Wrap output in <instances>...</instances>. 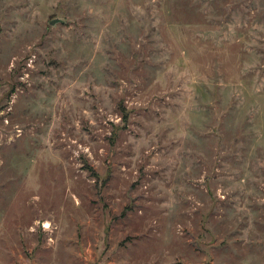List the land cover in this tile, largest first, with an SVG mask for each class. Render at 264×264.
<instances>
[{
    "label": "rangeland",
    "instance_id": "374dc122",
    "mask_svg": "<svg viewBox=\"0 0 264 264\" xmlns=\"http://www.w3.org/2000/svg\"><path fill=\"white\" fill-rule=\"evenodd\" d=\"M0 264H264V0H0Z\"/></svg>",
    "mask_w": 264,
    "mask_h": 264
},
{
    "label": "water",
    "instance_id": "95a60500",
    "mask_svg": "<svg viewBox=\"0 0 264 264\" xmlns=\"http://www.w3.org/2000/svg\"><path fill=\"white\" fill-rule=\"evenodd\" d=\"M56 22H57V20L52 21L50 24H51V25H54Z\"/></svg>",
    "mask_w": 264,
    "mask_h": 264
},
{
    "label": "trees",
    "instance_id": "16d2710c",
    "mask_svg": "<svg viewBox=\"0 0 264 264\" xmlns=\"http://www.w3.org/2000/svg\"><path fill=\"white\" fill-rule=\"evenodd\" d=\"M92 173H93V170H92ZM93 174H94V173H93ZM93 176H95V174H94Z\"/></svg>",
    "mask_w": 264,
    "mask_h": 264
}]
</instances>
